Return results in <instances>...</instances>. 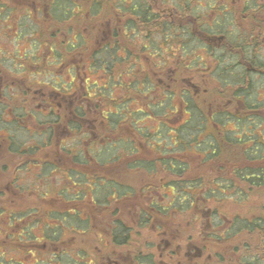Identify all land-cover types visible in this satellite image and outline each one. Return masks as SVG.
Segmentation results:
<instances>
[{"label": "flooded vegetation", "instance_id": "obj_1", "mask_svg": "<svg viewBox=\"0 0 264 264\" xmlns=\"http://www.w3.org/2000/svg\"><path fill=\"white\" fill-rule=\"evenodd\" d=\"M0 31V264H264L226 214L264 169V0H0Z\"/></svg>", "mask_w": 264, "mask_h": 264}, {"label": "trees", "instance_id": "obj_2", "mask_svg": "<svg viewBox=\"0 0 264 264\" xmlns=\"http://www.w3.org/2000/svg\"><path fill=\"white\" fill-rule=\"evenodd\" d=\"M200 134L195 135L196 137L193 138L196 141V143H194V144H197L196 154H197L198 158H199V156H203V157L209 156L212 154V152H214V156H222V155L232 156L231 154H234V153L230 152V149L211 148L210 146H208L206 141L201 142V140L203 139V135L202 134L200 135ZM187 138H188V140L187 139L186 140L184 139V140L188 143V142H190L189 136ZM182 140H183V138H182ZM202 145H203V148L201 147ZM237 150L238 149H232L233 152H235ZM234 155H237V153H235ZM253 159H255V158L250 159L246 155L245 158L243 160H241V166L243 169L239 170L238 175H236L235 182L237 183V186L240 187V189H243L244 192H246V194L244 195V200L246 199L245 202H248V198L255 196V194L257 193V195L260 198V207L258 209V214H256V215H254V214L244 215V217H243L244 220H236V221H243L244 222L243 230L246 231V235H247V233H251L250 235L252 236L253 233L256 232V229H258L261 232L260 236H257L258 237L257 244L256 243L253 244V242L251 241L252 243L249 244V246L255 247L253 250L263 253L264 252V172H263L264 169H261V176L259 179L255 176H253L254 169H255V166L252 162ZM261 160L263 161L264 159L262 158ZM205 161H206V159H205ZM198 166H200L199 163L197 164V167ZM204 167H205V165L201 164V166L195 170V175H194L197 179L198 189H199L200 193H201V188H202V190L204 188H205L204 190H206V187H207L204 184L205 183L204 182L205 177H203L205 175L204 174V170H205ZM249 188H250V191H249ZM204 190H203V192H205ZM6 214H8V213H6ZM20 214H23V213H20ZM235 219H237V218H235ZM245 237H247V236H245ZM18 244L20 246V250L25 251L26 248L28 249V246H30V241L29 240L28 241L21 240L20 242H18ZM11 262H9L8 260H5L4 264H10V263L11 264H22L19 261H15V263H13V261H11ZM41 264H45V263L42 262Z\"/></svg>", "mask_w": 264, "mask_h": 264}, {"label": "rangeland", "instance_id": "obj_3", "mask_svg": "<svg viewBox=\"0 0 264 264\" xmlns=\"http://www.w3.org/2000/svg\"><path fill=\"white\" fill-rule=\"evenodd\" d=\"M1 32L2 31H0V34H1ZM10 44L11 43L10 42H7L6 39L0 37L1 50H4L7 54H11L14 51V50L8 51L9 49H15V47L13 48V45L11 47ZM259 87L262 90L264 88V82H261L259 84ZM195 134L196 135H199L200 133L197 132ZM182 137L185 140L186 139L188 140V138H187L188 137V133L187 132H184L183 135H182ZM201 147L203 148V145ZM230 203H232V201ZM257 203H258V200L255 198V196L254 197H251V199L248 202H245V204L241 205L240 208H237V207L228 208V210L226 211V214L229 215V217H232L233 214H238V215H250V214H254V215H256V214H258V209H259ZM64 206H66V205H64ZM58 215H60V214H58ZM4 251H10V252H12L11 255H14L13 253H16V256H12V257L17 258L18 260L21 259V257L17 253V251H19V250L18 249H15L13 247V244H12L11 241L9 242V247H5V250Z\"/></svg>", "mask_w": 264, "mask_h": 264}]
</instances>
